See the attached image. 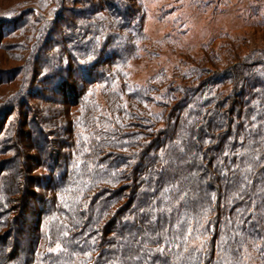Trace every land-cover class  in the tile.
I'll return each mask as SVG.
<instances>
[{
  "label": "trees",
  "instance_id": "1",
  "mask_svg": "<svg viewBox=\"0 0 264 264\" xmlns=\"http://www.w3.org/2000/svg\"><path fill=\"white\" fill-rule=\"evenodd\" d=\"M16 1L4 11L36 5L0 18V51L16 30H33L25 15L54 4ZM61 1L38 42L34 80L43 72L42 81L62 82H42L52 96L28 89L35 103L21 104L40 157L53 164L37 177L43 195L24 224L29 238L16 229L20 242L0 251V264H264V55L236 53L225 32L231 54H177L175 65L138 81L135 63L160 55L144 49L143 0ZM224 2L197 8L220 14ZM2 167L0 210L5 196L25 193L17 179L33 181ZM154 203L172 211H148ZM165 240L171 251L149 257L167 250Z\"/></svg>",
  "mask_w": 264,
  "mask_h": 264
},
{
  "label": "rangeland",
  "instance_id": "2",
  "mask_svg": "<svg viewBox=\"0 0 264 264\" xmlns=\"http://www.w3.org/2000/svg\"><path fill=\"white\" fill-rule=\"evenodd\" d=\"M205 1L199 0L200 3ZM16 2V0H0V9H3L0 11V18L3 16L22 18L27 11H33L30 8L33 7L32 5H36L30 2L28 4L31 6L22 3L4 11ZM142 2L141 10L145 15L143 31L146 37L144 49L146 52L153 51V54L160 55L151 62L143 60L138 62L139 65L135 63L132 72L138 81L144 82L148 75L161 67L175 65L178 60L177 54H209L204 50L205 48L211 50L212 54H220L223 57L225 54H231L230 49L233 48H225L224 46H229L225 45L227 39L221 37L225 32L230 33L229 40L232 41L231 46L237 49L236 53L256 54L257 57L264 55V0H225L223 5L226 8L220 14L213 13L211 9L213 6L206 10L197 8L198 0H143ZM48 4L44 12H40L45 16L41 23H37L36 15L40 17L38 11L37 14L25 15L23 20L31 22L34 26L33 30H16L9 38L3 40V44L11 48L9 47L5 52L0 51V79H3L0 84V125H3L6 116L8 117L10 112L8 110L15 107L6 122L7 126L10 125L9 129L5 128L4 133L0 134V184L6 183L7 186L1 174L2 166L5 168L11 166L12 170H17L16 178L21 177L18 174L22 176L29 174L33 178L27 186L25 179H17L21 184L18 188L25 191L22 192L23 196H5V205L0 210V251L4 252L12 253L11 248L15 250L14 244L20 242L16 229L21 230L25 240L29 238L24 224L32 226L36 215L31 208L36 206L37 198L43 195V189L37 187L38 180L42 178V174H46L43 172L46 164L49 165L50 162L53 164L52 160L45 159V156L43 159L40 157L41 154L37 151L39 144L36 140H32L36 135L31 122L33 119L32 117L24 119L26 110L21 107L22 100L30 104L35 103L30 98L25 99L28 89L34 90L37 94L46 93L47 96H52L49 92L51 88L43 84H51L53 79L49 82L42 81L45 73L41 72L36 73L34 80L38 42L47 35V27L52 26L53 14L58 8L57 5H62V1L54 0V4L52 1ZM123 4L132 7L130 0L123 1ZM66 15L69 16L67 13ZM58 29H61V25H58ZM61 82L62 80L58 79L52 83V86ZM10 100H12L11 104ZM5 111H7L6 115ZM50 152L55 153L52 149L49 150ZM40 158L42 167L36 163V159L40 160ZM25 169L27 173H24ZM13 198L19 200L20 206L8 205L9 200ZM12 218L15 219L13 225L2 228V225ZM20 218H22L21 222Z\"/></svg>",
  "mask_w": 264,
  "mask_h": 264
},
{
  "label": "snow or ice",
  "instance_id": "3",
  "mask_svg": "<svg viewBox=\"0 0 264 264\" xmlns=\"http://www.w3.org/2000/svg\"><path fill=\"white\" fill-rule=\"evenodd\" d=\"M213 198H214V197H213ZM181 199H183V197H181ZM64 206H65L66 208L70 207V205L67 204V203H65ZM141 211L144 212L145 210H144V209H141ZM148 211H150V212H152V213H155V212H157V211H160V212H165V211H166V212H171L172 209H171V208H159V209H158V208L155 206V203H154L153 206H152ZM153 218H155V217H153ZM188 231H189V234H190V233H191V229L189 228ZM146 235H147V234H146ZM152 239H155V238H152ZM138 243H139V242H138ZM165 244L168 245L167 250H166L164 247H158V248L155 249V250L148 249L147 251H148V253H149V257L151 256V254H152L153 251L160 253L162 256L166 254V251H167V252H170V251H171V242L165 240ZM178 246H179V245H177V247H178ZM59 248H60V245L57 244V250H58ZM50 251H51V250H50ZM143 251H144V248L142 247V248H141V252H143ZM136 258H137L138 260L141 259L140 256H137ZM153 264H161V262H160V261H154ZM163 264H169V261L165 260V261H163Z\"/></svg>",
  "mask_w": 264,
  "mask_h": 264
}]
</instances>
